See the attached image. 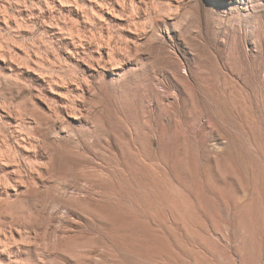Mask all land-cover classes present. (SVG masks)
Returning <instances> with one entry per match:
<instances>
[{"label": "rangeland", "instance_id": "1", "mask_svg": "<svg viewBox=\"0 0 264 264\" xmlns=\"http://www.w3.org/2000/svg\"><path fill=\"white\" fill-rule=\"evenodd\" d=\"M0 264H264V0H0Z\"/></svg>", "mask_w": 264, "mask_h": 264}]
</instances>
